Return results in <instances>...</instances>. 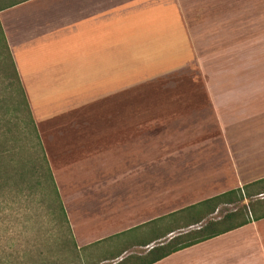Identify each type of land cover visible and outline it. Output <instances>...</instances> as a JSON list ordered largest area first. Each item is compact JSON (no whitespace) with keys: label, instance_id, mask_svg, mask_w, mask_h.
Here are the masks:
<instances>
[{"label":"rangeland","instance_id":"rangeland-1","mask_svg":"<svg viewBox=\"0 0 264 264\" xmlns=\"http://www.w3.org/2000/svg\"><path fill=\"white\" fill-rule=\"evenodd\" d=\"M229 1L193 8L197 10L190 15L197 19L186 22L193 28L199 26L194 35L199 48L192 63L156 77L165 69L180 66L189 55L130 56L133 68L119 66L117 86L114 80L109 87L116 94L110 102L84 106L83 112H89L87 121L79 118L81 122L67 124L70 118L58 119L63 126L58 133L61 137L56 140L62 144L77 142H73L74 133L85 121L95 129L117 128L119 141L130 138V168L110 167L107 171L110 176L130 173V233L114 229L103 241L78 248L71 228L62 222L51 184L41 173H32L28 175L29 183L18 186L20 191H13L14 195L6 193L0 200V264H118L130 255L143 256L155 245L167 243L186 230L143 247L152 236V227H136L264 177L262 160L235 159L226 149L232 145L235 152V145L240 142L254 145L257 136L239 138L225 126L220 129L207 93V85L211 90L217 89L223 75L232 80L238 76L247 82L264 81V0ZM205 15H214L215 19L201 20ZM206 25H212L213 30L204 29ZM140 57L150 65L142 64ZM141 80L145 83L136 87ZM10 97L8 91L0 94L1 99ZM12 107L18 108L13 104ZM52 107L53 104L40 103L39 109L46 114ZM72 113L81 115L77 110ZM17 115L13 112L15 118ZM25 128L23 124L21 129ZM30 139L20 144L27 149L23 155L27 159L36 151ZM259 139L257 143L262 144ZM101 175L100 167L75 164L68 174L61 172L58 182L53 177L63 209L59 189L64 196L69 193V209L75 214L77 233L91 238L95 232L91 229L100 227L106 219L115 225L119 212H104L106 205L100 202L103 194L87 191ZM79 188H86L81 200ZM116 199L112 198L111 204ZM254 208L262 210L259 205ZM78 210L85 212L80 215ZM232 210V206H221L210 218L218 220ZM66 219L70 227L67 216Z\"/></svg>","mask_w":264,"mask_h":264},{"label":"crops","instance_id":"crops-1","mask_svg":"<svg viewBox=\"0 0 264 264\" xmlns=\"http://www.w3.org/2000/svg\"><path fill=\"white\" fill-rule=\"evenodd\" d=\"M225 3L230 1L27 0L0 12V24L55 183L61 172L68 174L72 165L100 167L102 175L87 191L103 194L100 202L106 205L105 209L101 204L104 212L119 210L115 225L111 226L106 219L100 227L91 229L95 231L93 238L81 235L74 223L75 214L69 209V193L65 197L59 189L78 248L103 241L114 229L130 233V173L110 176L107 172L110 167L130 168V138L119 141L117 128L91 127L86 122L89 112H83V107L99 101L110 102L116 96L109 87L114 80L117 86L120 65L122 69L128 65L133 68L130 56L189 55L180 66L165 69L156 77L192 63L199 48L194 40L199 26L193 28L186 22L197 19L190 15L197 10L193 8ZM214 19V15L201 17L206 22ZM204 29L213 30V26L206 25ZM139 61L150 65L143 57ZM229 78L223 75L214 90L207 85L213 118L220 129L225 126L239 138L257 136L254 145L246 142L235 145V152L232 145L225 144L232 158H253L264 163V81ZM144 83L141 80L136 87ZM40 103L53 107L42 114ZM76 110L81 115H71ZM63 116L70 118L67 124L86 119L74 133L75 143L62 144L56 140L61 137L58 133L63 124L58 119ZM258 138L262 144L257 143ZM85 189H78L80 200ZM123 194L124 198H118ZM116 197V203L111 204ZM84 212L78 210L80 215ZM155 264H264V218Z\"/></svg>","mask_w":264,"mask_h":264},{"label":"trees","instance_id":"trees-1","mask_svg":"<svg viewBox=\"0 0 264 264\" xmlns=\"http://www.w3.org/2000/svg\"><path fill=\"white\" fill-rule=\"evenodd\" d=\"M24 1L27 0H0V12ZM4 79L7 80L5 85H3ZM0 86L3 88L0 89V94L2 91H8L11 96L8 99L0 98V200L6 193L14 195L13 191L21 190L18 186L29 183L28 175L33 173L39 176L41 173V176L49 181L55 193L57 210L60 212L62 222L70 228L1 24ZM12 104L18 108L12 107ZM13 112L19 113V115L15 118ZM23 124L26 126L25 130L31 129V133L21 129ZM21 135H24V138H21ZM30 137L36 150L35 154L32 153L31 159L34 157L35 161L24 158L23 155L27 149L25 150L24 146L20 145L22 141L25 143ZM257 197L262 198L256 202L251 201ZM224 205L232 206L233 210L218 220L211 219L210 217ZM255 205H259L262 210L256 211ZM263 218L264 178L136 227L135 229L142 226L152 227V236L148 242L141 245L143 247L160 241L171 233L186 231L180 232L167 243L155 245L143 256L130 255L118 264H125L128 261L133 264H155L179 251L222 236Z\"/></svg>","mask_w":264,"mask_h":264}]
</instances>
